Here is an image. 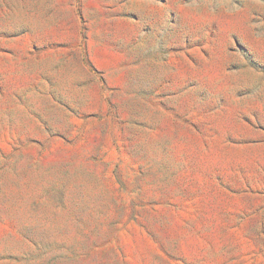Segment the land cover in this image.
Wrapping results in <instances>:
<instances>
[{"label": "rangeland", "instance_id": "1", "mask_svg": "<svg viewBox=\"0 0 264 264\" xmlns=\"http://www.w3.org/2000/svg\"><path fill=\"white\" fill-rule=\"evenodd\" d=\"M0 264H264V0H0Z\"/></svg>", "mask_w": 264, "mask_h": 264}]
</instances>
